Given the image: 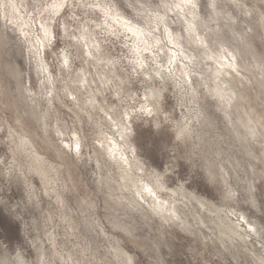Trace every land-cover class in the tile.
<instances>
[{
  "label": "rangeland",
  "instance_id": "obj_1",
  "mask_svg": "<svg viewBox=\"0 0 264 264\" xmlns=\"http://www.w3.org/2000/svg\"><path fill=\"white\" fill-rule=\"evenodd\" d=\"M180 1L0 0V264H264V0Z\"/></svg>",
  "mask_w": 264,
  "mask_h": 264
},
{
  "label": "bare ground",
  "instance_id": "obj_2",
  "mask_svg": "<svg viewBox=\"0 0 264 264\" xmlns=\"http://www.w3.org/2000/svg\"><path fill=\"white\" fill-rule=\"evenodd\" d=\"M180 1V0H179ZM184 1H186V0H184ZM182 1H180V3H181ZM188 2V1H187ZM186 2V3H187ZM183 4H185V3H183ZM182 4H180V6H181ZM187 5V7H188V3L187 4H185V6ZM184 8V7H183ZM117 22H118V20H117ZM133 30V29H132ZM187 30V29H186ZM188 31V30H187ZM88 32V31H87ZM87 32L85 31V32H83V33H81V37L79 38L81 41H80V44H78L76 47H77V50L79 49V54L82 56V59H81V61H83L82 63L84 64V66H83V70H82V73L81 74H78L77 75V80H78V82L79 83H82V84H85V86H87L88 85V82L89 81H93V77H92V72L90 71V69L88 68V65H89V61L88 60H90V57H92L91 59H95V60H98L97 58L101 55V46H99V45H97L96 43L94 44V45H90L89 43H88V40L91 42L92 41V36H91V31H90V33L88 32V34H87ZM93 32V31H92ZM111 32V31H110ZM187 33V32H186ZM189 33V32H188ZM187 33V34H188ZM80 34V33H79ZM132 34V33H131ZM133 34H135V33H133ZM93 35V34H92ZM135 36H137V34L135 35ZM139 37V36H138ZM191 37V36H190ZM89 38V39H88ZM94 38V37H93ZM192 38V37H191ZM186 39H188V38H186ZM189 41V40H188ZM192 41H194L193 39H192ZM78 42V41H77ZM97 42V41H96ZM194 45H195V42H194ZM103 47V46H102ZM192 47H194L193 45H192ZM105 54V53H104ZM90 56V57H89ZM79 58V60H80V57H78ZM100 58V57H99ZM104 58H105V55H104ZM102 59H103V57H102ZM106 59V58H105ZM101 60V59H100ZM99 60V61H100ZM92 61H94V60H92ZM103 61H104V59H103ZM108 61L109 60H107L106 62L108 63ZM97 63H98V61H96ZM81 63V64H82ZM100 63V62H99ZM70 64V63H69ZM110 65H112V66H114V63L113 62H110L109 63ZM108 65V64H107ZM169 66V65H168ZM175 66V65H174ZM167 67V66H166ZM171 68V67H170ZM174 69V68H173ZM159 70V69H158ZM157 70V71H158ZM162 70V69H161ZM162 72V71H161ZM158 73V72H157ZM157 73H156V76H157ZM159 74V73H158ZM154 75V74H153ZM159 75H161V74H159ZM188 75V74H187ZM230 76H232V75H230ZM151 77V76H150ZM164 77V76H163ZM158 78V77H157ZM162 78V77H161ZM181 78V77H180ZM184 78H186V77H184ZM188 78H189V76H188ZM163 79V78H162ZM186 80H187V78H186ZM188 80H190V79H188ZM192 80V79H191ZM183 81V80H182ZM184 83V82H183ZM188 83V82H187ZM189 84V83H188ZM185 85V84H184ZM183 86V85H182ZM124 88V87H123ZM125 90V89H124ZM161 91V90H160ZM160 91H158V98L159 97H161V93H160ZM94 92H95V94L98 92V93H101L102 94V92L101 91H99V89H95L94 90ZM2 96H3V94H2ZM1 97V96H0ZM105 99V98H104ZM1 100V99H0ZM4 100V99H3ZM160 100H161V98H160ZM2 101V100H1ZM9 101V100H8ZM9 103V102H8ZM107 104V103H106ZM108 105V104H107ZM120 125L122 126V128H126L127 126H130L129 125V122H124V121H120ZM114 143H116V142H114L112 139H111V144L113 145ZM77 144V143H76ZM111 148H112V150H114L115 151V145L112 147L111 146ZM112 150L111 151H109V153H112ZM115 155V154H114ZM134 157L135 158H137V155H136V153H135V151H134ZM148 187H149V185H148ZM151 191H152V189H151ZM196 194H193V195H190V198H194V199H196V200H198V199H200V201L201 202H203L205 199H203L202 197H200V196H195ZM174 202V201H173ZM177 204V203H176ZM184 211V210H183ZM186 211V210H185ZM185 213V212H184ZM192 215V214H191ZM201 217V216H200ZM172 219V218H171ZM191 222V221H190ZM188 223V222H187ZM195 223V222H194ZM120 251V250H119ZM121 252V251H120ZM122 254V253H121Z\"/></svg>",
  "mask_w": 264,
  "mask_h": 264
},
{
  "label": "snow or ice",
  "instance_id": "obj_3",
  "mask_svg": "<svg viewBox=\"0 0 264 264\" xmlns=\"http://www.w3.org/2000/svg\"><path fill=\"white\" fill-rule=\"evenodd\" d=\"M192 6L195 7V5H192ZM70 7H72V6H71V5H68L66 2L63 3V4H60V5H56V4H54V5L52 6V8H53V12H56V10H57L58 8H63V9L65 10V12H67V10H68ZM128 31H132V29L129 28ZM65 62H66V61H65ZM77 147H78V146H77Z\"/></svg>",
  "mask_w": 264,
  "mask_h": 264
}]
</instances>
